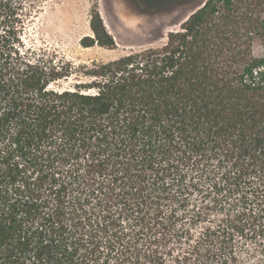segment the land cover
<instances>
[{
    "label": "trees",
    "instance_id": "obj_1",
    "mask_svg": "<svg viewBox=\"0 0 264 264\" xmlns=\"http://www.w3.org/2000/svg\"><path fill=\"white\" fill-rule=\"evenodd\" d=\"M26 1L0 0V264H101L145 232L153 258L131 264H238L226 228L177 211L264 190V0H201L158 45L59 68L23 44ZM91 28L84 47L116 48ZM73 71L88 80L56 87Z\"/></svg>",
    "mask_w": 264,
    "mask_h": 264
},
{
    "label": "rangeland",
    "instance_id": "obj_2",
    "mask_svg": "<svg viewBox=\"0 0 264 264\" xmlns=\"http://www.w3.org/2000/svg\"><path fill=\"white\" fill-rule=\"evenodd\" d=\"M200 3L201 0H27L22 41L45 62L58 68L107 63L132 51L160 44L166 33L177 28ZM96 13L116 41V48H104L96 42L92 47L82 45L84 37H94L91 20ZM73 72L56 87L68 88L88 80L81 72ZM224 189L212 191L205 187L203 193L194 189L189 204L178 207V214L188 219L198 211L207 213L209 225L227 229L238 264H264V190L248 185ZM170 208L168 205L165 211ZM88 209L95 213L93 221L100 218L99 207L90 205ZM82 217L85 214L82 213ZM120 220L125 229L133 222L125 215ZM137 240L139 247L136 250H123L118 246L112 253L102 245L100 263L114 264L120 258L124 264H131L129 261L137 257L138 250H141V257L151 255L153 258V233L145 232ZM128 241L130 238L125 240ZM80 255L83 253L76 256L78 261H81Z\"/></svg>",
    "mask_w": 264,
    "mask_h": 264
}]
</instances>
